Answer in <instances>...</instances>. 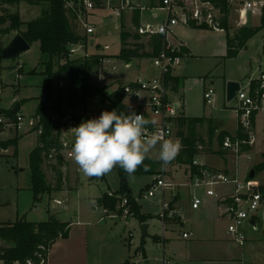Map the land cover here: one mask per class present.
Segmentation results:
<instances>
[{"label": "rangeland", "instance_id": "rangeland-1", "mask_svg": "<svg viewBox=\"0 0 264 264\" xmlns=\"http://www.w3.org/2000/svg\"><path fill=\"white\" fill-rule=\"evenodd\" d=\"M137 7H135L130 12L140 11L142 23L146 24L150 22L155 25L158 21L166 17V12L163 10H157L159 13L158 18H152V7H158L161 0H136ZM38 4H29L27 1H21L19 4L9 5L5 3V0H0V16L2 14L17 12L16 6L21 4V9L26 14L24 16L27 20H35L36 18L44 15L50 8L54 0H38ZM66 2L65 7L70 8ZM76 2H82L83 0H76ZM25 6V7H24ZM93 9H90L87 13L86 21L89 25L95 28V32L86 35V29L79 18L72 19L74 16L73 12H68L70 14L72 29L75 31L81 41L76 45L83 43L85 47L80 49L76 54L80 57L75 56L74 58H84L85 56H91V83L94 86L106 87L107 92L115 90L119 85H126L129 82L135 81L138 76L144 75L143 66L149 65L152 62V58L149 56L135 58L131 62V66L126 67L125 61L116 57L122 48L121 40V19H112L113 10L108 6L107 0H100V4L93 2ZM143 7V8H142ZM26 8V9H25ZM141 8V9H140ZM231 8L230 13L232 12ZM19 12V11H18ZM127 14L123 13V16ZM262 16V14H260ZM260 15H250L249 19L253 23L260 24ZM230 16V15H229ZM21 17V16H20ZM77 17V16H76ZM238 15L236 11L230 16V20L234 21L237 19ZM254 19L252 20V18ZM129 25H131L130 20ZM250 21V22H251ZM229 22V18H228ZM9 23L1 26L0 25V43L7 46L10 41L14 38L16 32L15 30H10L7 33L4 32L1 35L2 28H6ZM119 25V27H116ZM235 26V24L231 25ZM220 30V29H219ZM134 34L137 33V29L133 30ZM264 29H261L253 37H251L246 47H244L235 57L226 56V32L224 30L215 31L206 28H191L190 26L179 25L175 29L174 39L178 41L185 42L192 50L190 53H186L183 62L175 68V72L180 75L182 81L180 84V92L183 97V109L185 115L189 118L203 117L204 122L199 123L196 126V134L202 137H213L212 147L209 151L208 156L195 155L191 161L188 163H180L175 159L166 166L162 167L159 160L152 158V152L150 163L143 162L148 168L141 169L147 173L142 174H128L126 177L121 175L120 167H115L110 173L99 176L97 178L88 177L82 174L79 166L74 162V160H66V167L64 169L65 185L62 190H54L51 195L53 197L60 198L67 205L66 208H60L59 212L55 215L59 219L72 220L75 218V214L80 208L81 212L91 208V201L96 197L108 193V199H114L117 195L119 198L115 209L107 208L103 205L104 213L107 215H117L124 216L125 210L128 211L127 220L129 225L125 226L126 232L130 236H133L136 240L141 239L142 234L140 230L141 223L138 217L129 214L131 206L128 203H124V199H128L127 193L122 192L123 178L128 180L127 188L131 191L130 195L135 200L137 204L141 205V212L150 216H157L163 210L164 201L173 200L174 204L180 203L179 193L175 194L171 192L170 189L163 190L159 188L155 191V195L152 197L147 196L148 185L155 181L156 177L162 174V177H167L169 183H177L182 189V198L188 199L186 182L183 178L186 174L191 176L193 173L192 164L196 161L203 162L208 168H211L210 164L221 165L218 167L225 169L228 173L229 170H237V174L240 179L250 181L253 190L260 185L264 186V170L258 168V164L263 161L262 154L264 153V131L262 126L264 125V111L261 110L257 113L255 117V131H256V142L252 146L253 149L249 151L250 159L244 154L240 158L233 153H228L223 149L221 145L220 135L223 131L219 130L220 121L224 123L225 128L232 131L235 130L237 113L235 107L237 106V101L226 99L224 96V89H221V80L229 75H240V83L243 88L248 91L249 79L248 76L252 74L253 78H260L264 72V47L263 38ZM144 36V35H142ZM141 37V35H140ZM144 38V37H142ZM146 41V47L150 52H153V42L149 38H144ZM130 39L129 41H132ZM78 45V46H79ZM85 52H101L105 53L106 56L109 55V64L101 65V55L99 54H87L83 55ZM96 56L97 58H93ZM72 58V57H70ZM10 60V61H9ZM7 62H11L8 69L10 73L3 77L0 76V84L9 83L10 80H16L15 74H22L23 71L26 75L22 76L21 84L22 87L19 89V85H3L0 89V108L3 110V115L5 116L10 109L11 103L15 99H22L26 96H35L45 98L48 96V88L45 86L47 76L44 74L48 71V62L45 57H43L40 49L39 42H34L31 48L13 59H6ZM134 61V62H133ZM0 62H3L0 60ZM65 58L59 60H54L51 71L58 72L56 76L51 72L53 85L50 88V111H56L60 107L61 103H57L56 99L58 93L64 95L67 94L68 82L65 77L68 76V71L66 69H61L62 65L65 64ZM116 64V65H115ZM61 65V66H60ZM115 65L114 69L112 68ZM14 69V70H13ZM13 73V74H12ZM35 73V74H32ZM27 74H30L29 76ZM226 75V76H225ZM60 76H63V80ZM102 77V78H101ZM63 81V84H62ZM214 81V85L211 84ZM48 82V81H47ZM47 84V83H46ZM212 86L216 92L214 105H208L204 99L205 89ZM66 96V95H65ZM104 96L100 98L89 97L85 101L82 96H78L74 99L73 104L76 110L80 113L87 111H92L95 116L85 115L84 121L94 117H98L100 112L104 111ZM71 101V100H70ZM24 106L19 112L24 115H29V112H35L37 110L35 101H23ZM131 107L129 104L127 105ZM234 106V107H233ZM191 120V119H190ZM29 125L27 121L23 124V127L18 129L17 127H7L1 128L0 131H7L8 137L13 139L15 137H20L18 144V156L14 157L5 154L6 148L0 149V155L5 154V156H0V220L1 221H15L17 219L16 211L17 208H26L37 205V208L32 211V213L27 214V220L30 221H44L48 219L49 213H47V208L49 206L48 202L52 200L50 198L49 192L43 193L38 200L31 199V194L28 189L32 186V170L30 162V153L36 145V132L28 131ZM218 129V130H217ZM191 132V124L187 125L185 128V133L189 134ZM234 135V134H232ZM3 140H0V144L5 146L8 140H4V136H1ZM157 149V148H156ZM155 150V149H154ZM157 151V150H156ZM13 151L8 153L12 154ZM158 153V151H157ZM199 156V157H198ZM207 161V162H205ZM233 164L234 169L229 167V164ZM195 164V163H194ZM196 165V164H195ZM252 165V166H251ZM251 167V168H250ZM217 168V167H212ZM255 170V177L250 178L251 169ZM139 170V169H138ZM176 174L170 175L169 173ZM47 184L53 185V177L51 170H45ZM187 175V176H188ZM189 178V177H188ZM256 184V185H255ZM229 186V185H226ZM223 185L217 186L216 190L218 193ZM21 188V189H20ZM194 194L202 199H205V190L202 187H197L194 189ZM63 204V205H64ZM63 205L61 207H63ZM97 205V204H93ZM99 206V207H100ZM100 207V209H101ZM99 208L97 210H100ZM27 211H30L27 208ZM99 214L101 211H98ZM15 213V214H14ZM22 213V212H21ZM22 215V214H21ZM26 215V214H25ZM22 217V216H21ZM20 218V217H19ZM25 218V219H26ZM156 219V218H155ZM125 219L122 220L124 222ZM151 229L154 230L161 226L159 220H152ZM249 224L245 226L248 233L252 230ZM259 236H264V215L261 214L259 218V225L257 232ZM3 245H11L9 242L2 241ZM0 264L3 262L0 261ZM141 264H144L141 262Z\"/></svg>", "mask_w": 264, "mask_h": 264}, {"label": "crops", "instance_id": "crops-1", "mask_svg": "<svg viewBox=\"0 0 264 264\" xmlns=\"http://www.w3.org/2000/svg\"><path fill=\"white\" fill-rule=\"evenodd\" d=\"M232 7L234 8L231 11L232 13L229 15L232 16L234 11H236L238 17L234 21H231L229 16V25L231 26L232 24L233 25L235 24V26H231L233 28L231 32H233V30L236 27L243 25H250V26L260 25V24L257 25V23H253L249 19L250 15H259V14H252L250 11H248L247 15L243 19H240V15H239V11L237 10V7L232 5L230 6L229 9L231 10ZM16 10L19 11L21 19L23 21H30L24 18L26 14L23 12V9H21V4L16 6ZM126 13L127 14H125V16H123V18L120 20L122 27L121 31L124 29L125 31L134 34L133 30H135L136 27L133 20V12L129 11ZM152 13H151L152 18L155 19L158 18L155 17L154 14ZM73 17L72 19L77 18V17L74 18ZM111 18L114 19L112 16ZM127 19L130 20L131 25H129L128 23L129 21H127ZM253 19L254 17L252 18V20ZM162 20L158 21L155 24L160 23ZM260 23H261V15H260ZM141 24L144 23H142L141 13H140V25ZM117 26L118 25H116V27ZM222 30L223 29L215 30V31L221 32ZM86 35L88 36V33ZM142 37L151 39V37L149 36L141 35L140 39H135L134 36H131L128 38L127 41L129 43H134V42L144 43L146 46V41ZM130 39L133 40L129 41ZM182 43H183V48H182L183 54L185 55L186 53H190L192 49L185 42L182 41ZM83 44L85 47L86 43ZM263 47H264V41H263ZM146 50L150 52L147 49V47ZM85 53L87 54L100 53L99 55H101V57L102 56L109 57V55L106 56L105 53H101V52H90V53L85 52ZM226 56H227V34H226ZM2 61L3 62H0L1 77H3V75L6 74L5 72L10 73V71L5 68L13 65L11 64V62H7L6 59H2ZM132 64L133 63L131 61L129 62L125 61L126 67H129ZM115 65H113L112 67L113 69ZM143 70L146 77H150L157 73V70L152 66V62L149 63V65L147 66H143ZM14 71L13 73L15 74L16 80H10L9 83L6 82L4 84L3 83L0 84V89H2V86L6 84L16 85V86L19 85L20 87L19 89H21L22 87L21 78L22 76L26 75V73L24 72L25 70L23 71L22 74H16ZM27 75L29 76L30 74ZM45 75L47 76V74ZM172 76L175 78H179V84L176 88L174 87V89L180 100L183 101V97L180 92V84L182 79L180 75L175 72V69L172 72ZM240 78H241L240 75L236 74V75L226 76L223 78V80H221L220 85H221V89L222 88L224 89V96L226 95L227 82L229 80L240 81ZM248 79L249 82H251V80L256 78H253L252 74H250L248 76ZM47 81H48V76L44 84L45 86ZM211 84L214 85V81H211ZM52 85H53V81H52ZM117 88L118 87H116L115 89ZM58 96L56 99L57 103H59ZM47 97L41 98L35 96L34 97L26 96L22 99H15L13 103H11L10 108L17 101L21 102V109L24 106L23 101H28V103H30L31 101L32 102L35 101L37 110L33 113L29 112V115H25L26 117H31L37 114L40 105L43 104V102H45ZM146 100H147V94L143 93L141 100L133 96H126L125 103L127 105L129 104L131 107H138L141 110H148V108L143 104H141L140 102ZM48 105L51 106L50 96H49ZM0 110L3 109L0 108ZM49 110L51 109L49 108ZM185 117L189 118V116L187 115H185ZM236 122L237 123L235 130L232 131L228 128H225L224 123L220 121V123H218L219 130L227 131L229 134H236L238 131V121ZM28 131H34V130L29 128ZM8 134L9 133L7 131H0V140H3L1 136L6 137L4 138V140L5 139L8 140L9 139ZM36 136H37L36 145L34 148L39 146L40 139L38 135ZM212 142H213V138H212ZM18 144H19V140H18ZM156 148L155 150H153L154 152L152 151L153 152L152 158L158 160L157 151H159V145H157ZM14 150L15 147L10 145L6 148L5 154L12 156ZM10 151H13L12 154L8 153ZM5 154H1L0 156H5ZM198 155L199 156L205 155L208 156V158L211 157V155H208V153H200ZM66 162L67 161H65V165L62 168L64 174V185H65V176H66V174L64 173V169L66 167ZM201 163L203 164V162ZM47 166L48 163L45 160V162L43 163L44 170H50ZM210 166H211V168H209L210 170L228 173L225 169L218 168V167H222V164L221 165L210 164ZM212 167H217V168H212ZM229 167L232 169L235 168L234 165L231 163L229 164ZM229 171L230 173L228 174L230 175H238L237 170H229ZM173 174H176V171L174 173H169V176ZM187 175L188 174H186L183 179L186 182H188L186 185L187 188L186 193L188 199L182 198L183 196L181 193L182 187L179 184L174 183L176 189L171 190V192H173L174 194L176 192L179 193L181 204L180 205L174 204L173 200H171L170 203L169 201L168 202L164 201L169 204V208L166 211L165 219L161 217V215L159 214L154 217L152 216L145 222H141L139 220L141 224L142 223L149 224L148 234L146 237H143L142 235V238L141 239L137 238V240L133 236L129 237V234L126 232L125 229V226L129 225V222L127 220V217L129 216L114 217L105 214L103 207H101L98 204V198L101 197L102 196L101 195L91 201L90 209L81 212L80 208H78V212L75 214L74 219L72 220H66L65 218L61 219L63 221L70 223L69 234L66 238H59L55 241V243L52 245V247L48 252L46 264H134L135 262H140V264L141 262L144 264H163L162 261L163 258H166L169 261V263L167 264H264V236H259L258 233H256L258 230L260 215L261 214L264 215V206L261 208L259 215L256 216L254 219L255 222L257 221L256 226L252 227L251 229L252 231L250 233H248L247 231L248 228L245 229V233H246L245 241L243 243H239L228 232L229 220H228L227 208L231 204V202L229 200L226 201L223 198L227 193L232 191L233 185H229V186L223 185V187L220 188L219 190V192H223V193H218L216 190L218 194L217 196H207L205 192V195L207 197L205 199H202L200 197L202 199V204L195 209L192 207L193 195H195L194 194L195 188H192V186L190 185L192 179L194 178L195 173H192L191 176L189 175L187 176ZM150 185L151 184H149L147 187L149 188ZM25 189H28V191L32 193L31 199H34V195L31 187ZM52 192H49L50 198L52 200H50L47 205L49 206L47 208V213H49V215L59 212L60 208L64 209L67 207V205L64 204V201L62 199L60 198L56 199L55 197H53L51 195ZM93 204H97V205L95 206ZM62 205L63 207H61ZM99 206L101 207V209ZM27 208H29L30 211H27ZM35 208H37V205H35L32 208L31 206L26 208L18 207L16 211L17 219L15 221L21 218L25 219L27 217V214L32 213V211H34ZM98 208L100 210H97ZM98 211H101V213L99 214ZM123 219H125L124 222H122ZM152 220L153 221L159 220V222H161V226L159 228L152 230L151 229ZM0 222H8V221L0 220ZM10 222H14V221H10ZM184 232H191L192 235L189 238H184L183 237ZM0 261L3 262V264H5L4 261L2 260ZM13 264H19V263L15 262Z\"/></svg>", "mask_w": 264, "mask_h": 264}, {"label": "built area", "instance_id": "built-area-1", "mask_svg": "<svg viewBox=\"0 0 264 264\" xmlns=\"http://www.w3.org/2000/svg\"><path fill=\"white\" fill-rule=\"evenodd\" d=\"M82 2L67 3L73 9L77 18L83 23L86 33L92 34L95 28L89 25L85 16L90 9H93L92 0H83ZM228 6L234 5L239 11L240 19H243L248 11L252 14H262L264 8V0H227ZM108 6L113 10L112 17L114 19H122L124 12L132 11L137 7L136 0H107ZM143 8V7H142ZM141 9V8H140ZM152 14L158 17L157 10L166 12V17L158 24L146 23L141 24L137 29V33L152 37L159 35L162 37V48L157 55L152 58V66L157 70V73L146 77L144 75L125 85L126 96H133L141 100L142 94H147L146 101H140L141 104L146 106L148 110H141L138 114H143L147 119H155L156 125H148L147 132L149 134L158 133L164 139H179L177 131V119L185 117L183 103L178 97L174 89V81L171 79L173 70L179 66L184 59L182 52V41L174 39L175 29L179 25L190 26V24L205 25L214 30L220 28L221 11L216 5L206 0H161L158 7H152ZM119 27V25L117 26ZM79 45V44H78ZM72 43L69 48V56L74 58L84 44L79 46ZM83 55H87L84 53ZM79 56V55H78ZM86 57V56H85ZM77 58V57H76ZM101 65L109 64L110 58L102 56ZM260 88L255 92L252 91L250 82L249 89L246 91L242 84L239 91L235 96L237 106L238 124L248 133L246 138L238 137L236 134L228 135L224 138L223 149L228 153H233L240 158L244 154L247 159H250L249 151L244 149V145L252 147L256 142L255 131V117L261 110L264 111V72L260 77ZM63 84V81H62ZM139 94V95H137ZM66 95V96H65ZM216 92L213 87H208L204 92V98L208 105H214ZM103 112V111H102ZM100 112L98 117L101 115ZM95 116L92 111H85L80 113L72 105L67 94L62 95V102L60 108L56 111H48L46 117L50 124L53 126L52 139L56 140L49 147L48 152H44L46 162L55 163L56 156L60 153L65 160L71 159L70 152L74 144V129L73 127L79 126L84 121V116ZM27 121L29 127L34 130L38 136H42L45 132V125L43 118L39 114L31 117H26L22 112L17 113L16 120L7 115H0V129L7 127H23ZM264 131V125L262 126ZM45 140H39V146L44 147ZM182 144V142H181ZM159 145V144H158ZM253 148V147H252ZM182 149V148H181ZM199 166V173H195L192 179V188L203 187L207 196H217L216 187L220 185H233L231 192L227 193L223 198L229 200L231 204L227 208L228 213V232L233 238L243 243L246 238L245 226L251 223L256 216L259 215L261 208L264 206V197L260 192L253 190L250 181L242 180L238 175H230L228 173L202 168L203 165L199 161H194ZM256 185V184H255ZM159 188L163 190H175V184L169 183L167 177L158 175L154 182L148 188L147 196L152 197L155 191ZM124 203L128 199L123 200ZM60 203V202H58ZM202 204V199L193 195L192 207L198 208ZM169 208L167 202L163 203V210L160 213L161 217L165 219L166 211ZM125 215L128 216V211L125 210ZM116 217L117 215H110ZM257 222V221H256ZM191 232H184L183 237L189 238ZM163 264L169 263L166 258L162 259ZM134 264H140L135 262Z\"/></svg>", "mask_w": 264, "mask_h": 264}, {"label": "trees", "instance_id": "trees-1", "mask_svg": "<svg viewBox=\"0 0 264 264\" xmlns=\"http://www.w3.org/2000/svg\"><path fill=\"white\" fill-rule=\"evenodd\" d=\"M21 1H27L29 4H38V0H5V3L9 5L19 4ZM76 2V0H68ZM95 5L100 4V0H92ZM210 1L221 11L220 18V28L225 30L227 34V57H235L244 47H246L248 40L253 37L261 29H264V8L261 16V23L259 26L243 25L233 29L228 22L229 18V6L227 0H206ZM67 0H54L51 4L49 10L42 16L36 18L35 20L23 21L20 17V13H7L0 16V25L3 26L7 23L9 25L6 28H2L1 35L4 32L10 30H15L23 35V37L31 43L39 42V49L47 59L48 71L44 73L48 75V82L46 84L48 88V97L40 105L37 114L41 115L43 118V123L45 125V132L42 136H39L40 141L45 140L46 144L44 147L37 146L30 153V162L32 170V186L34 199L38 200L43 193L52 192L53 190H61L64 187V174L62 168L65 165V159L59 153L56 156L55 163H48V168L52 172L53 185H48L46 180L45 170L43 168V163L45 162L44 152H48L49 147L56 140H53V126L48 121L46 114L49 111V95L50 88L52 86V77L56 76L58 72L51 71L54 60H61L65 58V64L62 65L61 69H66L68 71V76L65 77L68 82L67 86V96L71 100L72 105L76 97L82 96L84 101L89 97L100 98L104 96V111H111L115 109L117 112H124L125 114L135 111H139L138 107H129L125 103L126 91L125 85H119L117 89L107 92L106 87L94 86L91 83V56H86L84 58H70L69 48L70 44H77L81 41V38L77 36L75 31L72 29L70 14L68 12H73L74 17H76L75 12L72 8H66ZM73 17V16H72ZM73 17V18H74ZM133 20L135 27L140 26V11L133 12ZM191 28H206L214 30V28L205 25L190 24ZM134 36L135 39H140V34H132L125 31H121L122 38V49L117 58L124 61H132L134 58L141 57H154L159 53L162 48V37L159 35H154L151 37L153 42V52H148L144 43L134 42L129 43L127 40L129 37ZM5 45L0 43V60L1 54ZM184 51V50H183ZM101 57V56H100ZM93 58H97L93 56ZM61 66V65H60ZM51 72L54 73L53 76ZM61 73V72H60ZM59 73V74H60ZM58 74V76H59ZM63 80V76H60ZM174 81V87L176 88L179 84V78L171 76ZM260 78L251 80L250 86L253 92L260 88ZM59 103L62 102V94L59 93ZM15 105V104H14ZM13 105V106H14ZM6 113L7 116L16 120L17 113L12 114V108ZM61 106V104H60ZM60 108V107H58ZM3 112V111H2ZM3 114V113H2ZM191 119V120H190ZM178 131L177 134L181 138L182 149L178 156L175 158L177 162L192 163V159L195 155L200 153H209L212 147V136L202 137L198 136L196 132V126L199 123L204 122L203 117H179L177 120ZM191 124V132L189 134L185 133V128L187 125ZM247 132L238 124V131L236 135L241 138H246ZM229 134L227 131H223L220 135L221 145H223L224 138ZM18 137L10 139L6 142L5 146L0 144V149L7 148L12 145L15 147L12 156H18ZM246 150L253 149L247 145L243 147ZM263 161L258 164V168L264 170V153L262 154ZM144 162L150 163V160L145 159ZM193 173H199V166L192 164ZM202 168L209 169L205 165ZM144 163L136 169L134 173L142 174L147 173L144 170ZM139 169V170H138ZM121 175L126 177L128 175L122 168L120 169ZM255 190L260 192L264 197V186L260 185ZM122 192L127 193L129 196L128 204L131 206L129 214L138 217L141 222L147 221L152 216L143 214L141 212V205L137 204L135 200L130 195L131 191L124 188L122 185ZM119 198L108 199V193H104L98 198V203L110 209H115ZM70 223L59 219L55 214H50L48 219L44 221H28L27 219L21 218L14 222H0V260L4 261L5 264H13L18 262L19 264H46L47 255L59 238H66L69 234ZM2 241L9 242L11 245H3Z\"/></svg>", "mask_w": 264, "mask_h": 264}, {"label": "clouds", "instance_id": "clouds-1", "mask_svg": "<svg viewBox=\"0 0 264 264\" xmlns=\"http://www.w3.org/2000/svg\"><path fill=\"white\" fill-rule=\"evenodd\" d=\"M156 124L155 119H147L135 111L125 114L115 109L105 110L99 117L73 127L75 140L70 156L88 177L106 175L115 167L131 175L145 159L151 158L159 144L158 160L162 167L166 166L178 156L182 144L179 139L149 134L147 126ZM144 168L147 170L148 166Z\"/></svg>", "mask_w": 264, "mask_h": 264}, {"label": "water", "instance_id": "water-1", "mask_svg": "<svg viewBox=\"0 0 264 264\" xmlns=\"http://www.w3.org/2000/svg\"><path fill=\"white\" fill-rule=\"evenodd\" d=\"M31 48V43H29L21 33L15 34L14 38L10 41V43L5 46L2 51L1 58L2 59H13L21 55L22 53L28 51ZM241 88L240 81L237 80H229L226 85V99L228 101L234 100L237 91ZM21 109V102L17 101L12 108V114L17 113ZM2 114V110H0V115ZM255 177V170L252 168L250 171V178ZM97 178V176H94ZM128 180L123 178V186L127 189ZM129 190V189H128ZM251 223L256 226L255 220H252ZM183 225V223H182ZM148 223H142L140 226V230L142 232L143 237H146L148 234Z\"/></svg>", "mask_w": 264, "mask_h": 264}]
</instances>
